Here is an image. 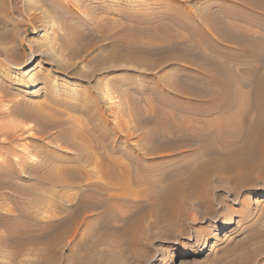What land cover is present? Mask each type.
I'll return each instance as SVG.
<instances>
[{"label":"rangeland","instance_id":"374dc122","mask_svg":"<svg viewBox=\"0 0 264 264\" xmlns=\"http://www.w3.org/2000/svg\"><path fill=\"white\" fill-rule=\"evenodd\" d=\"M70 1L59 8L32 0L25 11L23 0H11V13L0 11V32L9 33L2 46L17 48L16 64L36 54L25 66L39 67L48 88L29 95L35 117L0 110V131L8 132L0 135V264H264V193H238L224 176L196 185L186 169L180 180L168 178L179 167L171 160L176 139L169 131L149 135L160 120L150 111L153 92H168L165 85L190 73L203 75L205 60L186 30L171 23L166 33L157 31L160 20L171 19L146 24L141 18L174 13L176 6L163 5L185 1L77 0V9ZM42 6L60 22L65 46L50 57L41 49L43 29L34 11ZM13 67L0 68V87L25 96L40 87L18 90ZM198 120L195 129L206 119ZM22 144L28 155H20ZM162 160L173 163L156 168ZM45 175L50 180L41 181ZM159 175L179 183L176 200L165 198L169 181ZM81 204L87 207L75 216H86L88 227L73 242L60 240L57 231Z\"/></svg>","mask_w":264,"mask_h":264},{"label":"bare ground","instance_id":"6f19581e","mask_svg":"<svg viewBox=\"0 0 264 264\" xmlns=\"http://www.w3.org/2000/svg\"><path fill=\"white\" fill-rule=\"evenodd\" d=\"M30 1L32 0H23L25 11L29 9L31 4ZM44 1H48L52 6L59 7V5L68 3L70 0ZM71 1L74 3V8L77 9V0ZM183 1L185 2L170 1L163 5L165 8L176 9H173L175 11L174 13H172V11H162L158 12L157 15H150L152 17L146 19L141 18V20L144 22L154 19V21L158 20L159 22L160 18L171 19V21H169L170 24L164 23L162 21L163 19L158 23L159 26L157 31L162 33H166V28H171L173 25L180 27L179 29L182 28L186 30L189 33L188 35H190V37H188L191 42H194L193 44L196 45L197 50L195 51L203 60H205V63L202 65L203 68L201 69L203 75L200 74L201 76L193 77V74L191 75L190 73L185 76V79L174 81L172 87L165 85L166 89H169L168 92H161L162 94L158 91L153 92V97L150 96V99L152 102L154 101V105L150 111H153L156 114V118L157 115H159L160 120H158L155 127L151 128L149 135L150 137L152 135L160 138L164 136L163 131H169L173 134L174 139H176L171 146L175 156L173 159L169 158V160L171 159L172 161H175V164H178L179 167H175L172 174H169L170 176L168 175V178L174 174V177H177L174 179L180 180L184 175H182V170L186 169L188 180L196 185L205 186L208 185L212 178L214 179L224 176L226 181L235 186L238 193H241L242 190L245 189L262 191L260 194H263L264 1L263 3H259L257 0ZM12 3L11 0H0V11L2 10L3 12L5 11V13H11ZM191 4L196 8L199 6V11H194ZM182 8H185L184 10L187 13L182 11ZM47 9L42 6L34 8V11L39 12L41 29H43L44 42L41 44V49L46 56L50 57L54 52L60 53V50L64 45H62L60 34H57V27L60 22L57 23L54 20V17L47 12ZM171 23H173V25H171ZM8 34V31L0 32V50L5 54V57H3L2 53H0V68L8 67L7 69H11L10 67L14 66L12 69H15L14 74L17 75L15 82L19 83V87H21H17L18 90H28L38 87L36 84L39 82L40 87L32 92H26V90L25 92L23 91L28 96H25L21 92L18 94L15 93L16 91L12 92L13 89L9 91L7 87L6 89L0 87V108H2L0 110H3L4 115L6 116L16 114L35 117L34 105L30 107L32 97L29 95L38 94L43 91V89L46 90L47 87H45L44 83L42 84L44 79L41 76V78L39 77V67L32 68V64L25 66L33 62L36 54L33 53L26 63L16 64L14 59L17 48L15 47L14 49L9 50V48L2 46L4 39ZM176 36H179L178 32L176 33ZM68 40L70 41V39ZM204 44L205 46H203ZM205 47H208V51L205 50ZM177 57L171 56L170 58L172 59L169 58V60L187 61V58L184 56ZM236 66L238 67L237 69ZM188 71L189 70L186 69L187 73ZM166 89L164 91H166ZM152 102L148 104L150 105ZM30 108H33L34 110L31 111ZM199 117H204L206 120L202 122L200 128L195 129L194 126L198 123L196 121H199ZM178 122H180L181 126L175 125ZM23 128L22 131H24ZM2 134L3 136H6L8 132L1 133L0 131V135ZM50 144H52V142ZM24 147L27 148L26 145L21 148ZM44 147L42 148V157H47L50 154L44 150ZM25 148L23 149L24 152L23 150L20 151V155L22 153L28 155L25 153ZM50 152L53 153L52 151ZM167 154L168 153H151L150 157H160L162 159L166 157ZM19 158V162H26L25 157ZM67 160H70V158ZM170 161L163 162L162 160L158 163H154V166L156 168H161L164 167L166 162L169 163ZM54 169L55 168H53V170ZM143 172H145V168H143ZM56 176L58 175L56 174ZM163 177H166V175ZM163 177L161 179H166ZM168 178L165 180V182L167 180L169 182L167 186L168 189L164 191V196L167 200H171L174 197V194H177V191L175 192L174 188H177L179 183L176 181L173 182V180H169ZM40 180H50V175H45ZM33 193H36V191ZM174 199L176 200V196ZM35 207L37 206L35 205ZM85 207H87L86 204H81V206L72 213L67 222L64 224L62 222L63 225L60 230L57 231V237L59 239L65 238V240L67 239L69 242H73L84 231V229L88 227L90 220H88L86 216L79 219L75 216V213H78V210L81 211V209ZM53 227H51V229Z\"/></svg>","mask_w":264,"mask_h":264}]
</instances>
